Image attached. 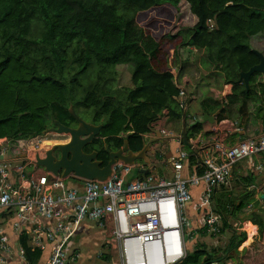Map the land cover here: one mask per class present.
<instances>
[{
	"label": "trees",
	"instance_id": "16d2710c",
	"mask_svg": "<svg viewBox=\"0 0 264 264\" xmlns=\"http://www.w3.org/2000/svg\"><path fill=\"white\" fill-rule=\"evenodd\" d=\"M181 2L194 18L192 26L177 27ZM256 36L264 37V0H0V153L7 146L8 154L18 157L54 121L75 127L69 107L102 126L85 149L100 136L112 150L127 140L128 150L139 152L163 110L168 119H182L170 72L181 65L180 50L188 48L202 51L206 64L233 85L230 103L238 99L244 115L247 103L255 102L252 84L258 77L264 99V75H252L248 91L238 84L239 73L258 63L250 46ZM118 66L131 68L130 88L113 85ZM261 105L257 114L264 111ZM200 130L191 125L186 139ZM234 194L222 190L214 213L222 231L230 230L229 219L249 207L244 221L257 226L259 238L240 254L239 264H264V199L256 200L248 189ZM243 239L232 230L227 247L205 259L221 260ZM205 255L197 249L177 264H198Z\"/></svg>",
	"mask_w": 264,
	"mask_h": 264
},
{
	"label": "built area",
	"instance_id": "2783aa9c",
	"mask_svg": "<svg viewBox=\"0 0 264 264\" xmlns=\"http://www.w3.org/2000/svg\"><path fill=\"white\" fill-rule=\"evenodd\" d=\"M185 90L178 89L177 101L184 108ZM238 132V128L235 129ZM172 137V133H165ZM178 146L168 158L170 177H160L146 169L140 179L126 180L135 167L117 164L104 182L81 181L80 186L68 187L59 178L47 179L46 174H28L32 165L30 154L43 151L47 142L41 140L19 151L14 161H5L6 150L0 153V210L15 209L19 218L29 220L35 213L44 224L31 229L30 249L41 250L51 244L44 264H66V244L82 223L90 222L100 230L109 227L107 246L114 252L112 264H176L184 258V243L188 221L186 208L192 202L191 187H202L197 206L202 211V226L206 232L219 234L216 217L210 213L214 193L231 179V167L252 157L264 154V121L257 135L244 138L231 147L212 143L213 155L205 156L198 164V175L183 177L184 162L190 157ZM23 156L24 161H19ZM258 171L262 168L257 167ZM30 222V221H29ZM186 233V234H185ZM0 264L11 253L0 229ZM24 261L22 249L17 250Z\"/></svg>",
	"mask_w": 264,
	"mask_h": 264
},
{
	"label": "crops",
	"instance_id": "0c3cea01",
	"mask_svg": "<svg viewBox=\"0 0 264 264\" xmlns=\"http://www.w3.org/2000/svg\"><path fill=\"white\" fill-rule=\"evenodd\" d=\"M257 38L264 37L256 36L251 38L250 46L253 51H257L264 55V50H260V46L256 44ZM180 51L181 65L171 69L170 73L172 74V82L176 89L183 88L185 90L184 108L181 109L178 104L179 110L183 112L182 119L180 121L168 119L167 110L162 111L157 120L150 125L149 133L144 136L145 143L151 141L150 151L145 155L149 161L148 164L139 160L135 161L133 165L135 169L131 170L126 180L142 178L146 169L149 167L154 168L153 172L156 175L171 178L172 174L170 165L168 164V158L173 156L178 148L175 137L178 138L182 136L183 126L185 127V132L188 127L195 125V121H198L197 124L201 126V130L196 136L188 140L186 139L190 147H185L181 139L182 145L180 149L186 151L188 154L192 152L194 154L193 157L196 159L193 165L189 164V158L184 162L182 175L183 177H189L190 175H198L200 173L197 168L203 157L213 155V142L219 141L225 147H231L244 138L257 135L259 127L264 121V111L258 114L256 113V107L264 102L256 86L258 82H261V77H258V80L252 84L256 93L255 102H248L244 115H242L239 114V104H236L239 100L237 99V102L233 101L230 103L229 98L233 95V85L225 84L221 74L217 70H214L211 65L206 64L204 53L193 48ZM250 87L251 85L249 89ZM244 90L248 91L245 87ZM261 107L264 108L263 105H261ZM184 115L186 123L183 120ZM236 128H238V132H235ZM165 133H172V137L165 136ZM6 147L3 150H6ZM263 155L264 154H261L243 160L232 166L231 179L226 184L216 189L212 204H214L215 198L222 190L223 192L232 191L235 193L234 195H236L237 192L248 189V191L254 193V198L256 200H263ZM29 159L30 161L33 160L32 153ZM6 161L11 162L14 160L9 155ZM19 161H24L23 156L20 157ZM159 161L160 163H158ZM136 162H139L140 165H136ZM26 164V170H31L27 172L28 174H43L40 170H34L32 165L28 164V162H26ZM259 166L262 168L261 171L257 170ZM238 174L240 176H238ZM250 176L253 181L248 183L246 179H249ZM261 176H263L262 180H260ZM65 183L68 187L80 186V183L75 180L67 179ZM251 183L254 185H250ZM189 190L192 195V202L186 208V217L188 221L186 233L189 238L185 240L184 243V257L192 256L194 252L199 249V251H204L206 254L200 261H207L205 259L207 255L209 256L215 251L221 253L227 247L231 237V231L233 230L236 231L237 234L244 235L243 242L238 246L236 252L224 254L221 260L213 261L221 262L222 264H239L241 261L240 254L245 249L253 247L259 238L257 226L248 221H244V215L249 212V207H247L246 211L244 210V213L241 212L229 219L230 230L222 231V225L214 213L212 206L210 213L216 217V225L220 231L218 235L213 236L203 228V214L202 211L197 209V206L200 204L199 197L202 187H191ZM243 197L244 195H241L237 198L235 206H238V203ZM232 212L233 209L230 210V214ZM28 216L29 220L23 221L19 218V213L15 209L0 210V229L3 231L11 251V253L5 257L2 264H44L47 261L51 244L45 243L44 248L41 250L30 249L31 241L29 232L31 233L33 227L44 224V222L40 219L36 220L35 217H38L35 213H31ZM109 237V227L100 230L95 227L93 223H82L79 231L74 234L66 244V264H71L72 262L75 264L79 260L83 261L84 259L90 261L94 260L96 263L102 262L104 264H112L115 255L106 244ZM77 239L78 242H76ZM84 240L98 242L99 248L96 249L97 251H90L87 254H82L80 248ZM18 249H22L24 261L19 260L17 254Z\"/></svg>",
	"mask_w": 264,
	"mask_h": 264
},
{
	"label": "water",
	"instance_id": "95a60500",
	"mask_svg": "<svg viewBox=\"0 0 264 264\" xmlns=\"http://www.w3.org/2000/svg\"><path fill=\"white\" fill-rule=\"evenodd\" d=\"M253 52L258 59V63L247 72H240L238 77V83L242 84L246 90H249V79L252 75H264V55L257 51ZM68 112L74 119L75 127H66L54 121V127L48 128L42 133V135L66 136L68 140L64 143H45L43 145V151L33 155L32 167L34 170H40L46 174L48 180L51 178H59L64 181L72 179L79 182H104L111 176L117 164L132 167L137 160L148 164L149 161L145 155L150 151L151 141L144 143L139 152L133 153L128 150V142L125 140L121 148L115 152L108 153L109 160L102 166L96 160L97 152L93 151L88 154L83 152L86 146L92 144L94 138L100 133L102 126L84 122L74 113L71 107H69ZM197 123L198 121H195V124ZM181 139L185 147H190L186 141L184 126ZM105 150L108 152L107 149ZM262 179L263 176L260 177V180ZM198 264L222 263L202 260Z\"/></svg>",
	"mask_w": 264,
	"mask_h": 264
},
{
	"label": "rangeland",
	"instance_id": "374dc122",
	"mask_svg": "<svg viewBox=\"0 0 264 264\" xmlns=\"http://www.w3.org/2000/svg\"><path fill=\"white\" fill-rule=\"evenodd\" d=\"M176 23H177L178 28L188 27V26H192L194 24V18L189 13L188 6L184 2H181L179 5V12L176 13ZM256 40H257L256 44L259 45L261 48L260 50H264V38H259V39L257 38ZM130 72H131V68L129 66H118V67H116V76H115V81L113 83L115 88H130L131 87ZM79 118L82 119L84 122L91 124L89 117L81 115V116H79ZM99 139H101L100 136L96 138V141L93 143V145L87 147L86 149H84V151H86V152L90 151V150L99 151L100 147L103 146L102 142ZM37 140H41V141L47 142V143L48 142L64 143L67 141V137L66 136H56V135H52V134H47V135L45 134V135H41ZM102 148H103V152H104V146ZM3 156H4L5 161H6V159L9 158L7 151H6V154H4ZM158 163H160V161ZM135 164L140 165L139 162H136ZM30 171L31 170H27L26 172H30ZM238 176H240V175L238 174ZM78 239L76 240V242H78ZM98 248H99L98 242H96V241L89 242L87 240H84L80 250H81L82 254H87L90 251H97L96 249H98ZM71 264H74V263L72 262ZM75 264H104V263H102V262L96 263L94 260L90 261V260L84 259L83 261L79 260Z\"/></svg>",
	"mask_w": 264,
	"mask_h": 264
},
{
	"label": "flooded vegetation",
	"instance_id": "af4514ba",
	"mask_svg": "<svg viewBox=\"0 0 264 264\" xmlns=\"http://www.w3.org/2000/svg\"><path fill=\"white\" fill-rule=\"evenodd\" d=\"M67 140H68V137H67ZM84 149H83V152L86 153V154L93 152V150H90V151L86 152V151H84ZM105 149H107L108 152H106ZM115 151L116 150H114V149L112 150L107 145H104V152L95 151V152H97L96 160L99 161L102 164V166H104L103 164H106L108 162V160H109L108 153L115 152Z\"/></svg>",
	"mask_w": 264,
	"mask_h": 264
},
{
	"label": "clouds",
	"instance_id": "9594fccd",
	"mask_svg": "<svg viewBox=\"0 0 264 264\" xmlns=\"http://www.w3.org/2000/svg\"><path fill=\"white\" fill-rule=\"evenodd\" d=\"M177 100V99H176ZM178 102V101H177Z\"/></svg>",
	"mask_w": 264,
	"mask_h": 264
}]
</instances>
